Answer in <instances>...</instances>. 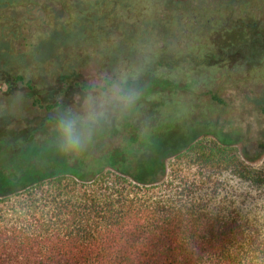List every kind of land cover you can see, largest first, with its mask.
Returning <instances> with one entry per match:
<instances>
[{
    "label": "trees",
    "instance_id": "16d2710c",
    "mask_svg": "<svg viewBox=\"0 0 264 264\" xmlns=\"http://www.w3.org/2000/svg\"><path fill=\"white\" fill-rule=\"evenodd\" d=\"M248 28L241 39L221 38L229 44L221 57L257 64L262 56L232 48L264 36L262 25ZM128 35L113 45L122 52L105 56L111 65L132 57L123 112L99 114L81 147L65 146L60 128L43 139L33 132L0 139V264H264V168L257 166L264 151L240 150L244 136L216 132L212 121L186 131L184 117L168 112L178 94L161 72L183 58L136 60L128 46L137 32ZM61 48L39 61H56L66 79L74 64L63 61L82 47ZM216 49L203 55L209 65ZM76 57L79 65L91 59Z\"/></svg>",
    "mask_w": 264,
    "mask_h": 264
},
{
    "label": "rangeland",
    "instance_id": "374dc122",
    "mask_svg": "<svg viewBox=\"0 0 264 264\" xmlns=\"http://www.w3.org/2000/svg\"><path fill=\"white\" fill-rule=\"evenodd\" d=\"M253 24L264 27V0H0V139L5 132H33L43 139L44 132H57L65 119L75 121L80 132H90L87 127L99 114L123 112L120 92L132 57L111 65L105 56L122 52L116 46L129 41L133 28L136 39L128 47L135 48L136 60L183 58L161 69L177 89L179 102H168L171 117H184L188 132L212 121L216 132L244 136L237 145L240 150L264 151L261 31L232 47L234 54L239 49L244 56H262L256 65H209L203 60L220 28L240 32H223L227 40L241 39L236 36ZM38 43L44 56L62 52L64 45L82 47L70 48L73 54L64 59L74 64L66 79L59 63L39 61ZM76 52L91 59L79 65L72 61ZM19 75L25 80L15 81ZM57 102L58 107L47 108ZM257 166L264 168V157Z\"/></svg>",
    "mask_w": 264,
    "mask_h": 264
},
{
    "label": "clouds",
    "instance_id": "9594fccd",
    "mask_svg": "<svg viewBox=\"0 0 264 264\" xmlns=\"http://www.w3.org/2000/svg\"><path fill=\"white\" fill-rule=\"evenodd\" d=\"M129 100H131V96H129ZM60 130L65 146L68 148H78L82 146L86 134L77 129L75 121L71 119L63 120L60 125Z\"/></svg>",
    "mask_w": 264,
    "mask_h": 264
},
{
    "label": "flooded vegetation",
    "instance_id": "af4514ba",
    "mask_svg": "<svg viewBox=\"0 0 264 264\" xmlns=\"http://www.w3.org/2000/svg\"><path fill=\"white\" fill-rule=\"evenodd\" d=\"M222 30H225V27L220 28V31L218 32V37H217L218 40L214 44V45H216V48H217L216 50H217L218 57H219V59L216 60V63L220 66H222V64H225V62H228V61L229 62L231 61L230 66H235L236 64H247V62H246L247 60L244 58H240V57H238V59L236 61L235 60L233 61L230 54H227L225 57H221V54L224 53V48L229 46V44L227 45L224 42H221L222 40L224 41V35L221 32ZM221 38H222V40H221Z\"/></svg>",
    "mask_w": 264,
    "mask_h": 264
}]
</instances>
